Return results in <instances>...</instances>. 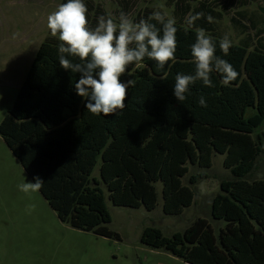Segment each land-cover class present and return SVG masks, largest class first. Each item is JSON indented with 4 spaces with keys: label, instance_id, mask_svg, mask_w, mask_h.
<instances>
[{
    "label": "trees",
    "instance_id": "obj_1",
    "mask_svg": "<svg viewBox=\"0 0 264 264\" xmlns=\"http://www.w3.org/2000/svg\"><path fill=\"white\" fill-rule=\"evenodd\" d=\"M197 12L205 18L187 33L186 24L176 23V58L164 70L157 71L147 58L129 66L130 75L121 80L134 79L135 87L128 89L126 107L107 117L87 112L74 87L80 74L60 66L59 43L47 39L0 125V136L31 181L35 176L44 180L39 192L61 222L117 240L119 235L107 228L111 216L101 184L91 178L98 159L113 205L152 211L160 183L164 214L178 216L194 203L193 191L182 183L187 165L209 169L213 155H223L234 180L221 183L211 217L224 227L216 234L210 222L199 218L170 237L146 228L141 243L186 264H264V180H245L263 153L264 50L234 44L224 56L206 19L214 16L212 11L201 6ZM196 28L213 37L216 54L239 75L224 86L213 73L215 87L197 81L181 103L173 93L174 78L194 73L190 46ZM201 95L207 107L199 105ZM203 178L191 176L189 184Z\"/></svg>",
    "mask_w": 264,
    "mask_h": 264
},
{
    "label": "rangeland",
    "instance_id": "obj_2",
    "mask_svg": "<svg viewBox=\"0 0 264 264\" xmlns=\"http://www.w3.org/2000/svg\"><path fill=\"white\" fill-rule=\"evenodd\" d=\"M67 0H0V125L13 106L26 80L39 47L47 40L60 43L46 27L47 15ZM88 19L95 26L97 18L111 12L118 18L121 11L135 22L151 14L163 3L177 23L185 24L190 13L202 6L212 11L210 23L214 36L230 34L234 44L264 50V0H84ZM187 9V10H186ZM187 11H190L187 15ZM19 36L13 39V33ZM263 153L254 171L245 178L248 182L264 180ZM224 156L214 154L212 166L201 169L188 164L189 172L182 183L194 193V203L181 215L169 216L163 212L162 186L158 183L157 207L147 211L113 205L101 182V159L92 172V179L100 182L106 206L111 216L107 228L119 235L115 238L97 237L90 232L72 228L59 220L40 192L31 197L18 190L17 185L31 181L0 136V264H186L162 249H151L141 243L146 228H156L163 236L183 232L195 220L210 222L218 233L224 227L211 217L213 199L221 193V183L232 181L229 170L223 166ZM206 176L198 184H189V178ZM35 203L29 213L26 206Z\"/></svg>",
    "mask_w": 264,
    "mask_h": 264
},
{
    "label": "clouds",
    "instance_id": "obj_3",
    "mask_svg": "<svg viewBox=\"0 0 264 264\" xmlns=\"http://www.w3.org/2000/svg\"><path fill=\"white\" fill-rule=\"evenodd\" d=\"M205 18L204 12L190 13L185 21L187 33L195 23ZM208 23H214L212 15L206 17ZM176 19L163 3L147 19L135 22L128 14L121 11L118 18L111 12L97 18L93 27L88 19V7L84 0H67L59 4L46 18V27L52 37H57L58 60L60 66L72 73H79L80 78L74 87L76 94L86 101L87 112L93 115L111 116L122 111L128 97L129 87H135L136 81L121 80L129 74V66L141 63L145 58L155 62L157 71L164 70L170 61L175 60L178 47ZM195 43L190 46L194 73H177L174 78L173 93L183 103L191 93V86L197 81L205 87H215L212 74L221 77V83L228 86L238 77V72L231 63L217 55V42L202 28L195 30ZM19 32L13 33V39ZM220 51L229 55L234 46L229 33L218 41ZM201 107H207L204 96L198 98ZM44 180L34 177L33 181L17 185L19 191L29 197L39 192ZM35 203L26 206L31 213Z\"/></svg>",
    "mask_w": 264,
    "mask_h": 264
}]
</instances>
